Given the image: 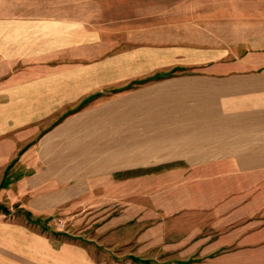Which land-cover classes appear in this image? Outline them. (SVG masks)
<instances>
[{"label":"crops","instance_id":"1","mask_svg":"<svg viewBox=\"0 0 264 264\" xmlns=\"http://www.w3.org/2000/svg\"><path fill=\"white\" fill-rule=\"evenodd\" d=\"M0 264H264V0H0Z\"/></svg>","mask_w":264,"mask_h":264},{"label":"rangeland","instance_id":"2","mask_svg":"<svg viewBox=\"0 0 264 264\" xmlns=\"http://www.w3.org/2000/svg\"><path fill=\"white\" fill-rule=\"evenodd\" d=\"M59 224L61 225V226H63L64 224L61 222V220H59Z\"/></svg>","mask_w":264,"mask_h":264}]
</instances>
